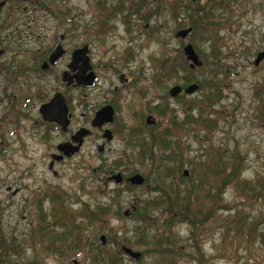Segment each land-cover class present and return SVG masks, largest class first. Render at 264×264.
I'll use <instances>...</instances> for the list:
<instances>
[{"label": "rangeland", "instance_id": "obj_1", "mask_svg": "<svg viewBox=\"0 0 264 264\" xmlns=\"http://www.w3.org/2000/svg\"><path fill=\"white\" fill-rule=\"evenodd\" d=\"M32 1L25 0L20 4L14 28L34 30L37 25L41 28L45 25L44 33L50 41L59 26L63 25L59 31L67 34L68 48L90 45L91 56L100 69L99 86L90 91H69L67 98L76 114L72 130L83 122V113L87 116L85 122L91 121L95 115L94 107L111 96L110 90L118 82L112 79L110 68L126 67V77L133 79V84L126 87V103L119 105L115 122L110 128L114 139L107 143L100 133L86 141L75 160L56 164L53 171L49 170V153L64 137L53 134L54 127L44 129L34 125L40 118V101L34 107L24 109L26 111L15 112L10 111L9 103L0 104V235L5 243L13 244L12 250H20L21 255L13 260L14 264H34V260L38 264H109L107 258H100L98 254L94 259H85L82 254H59L55 251L60 248L57 245H50L55 253L35 246L43 240V226L51 228L54 225L50 233L56 235L64 232L63 226L58 224L72 226V223L81 225L80 231L87 236L88 247H99V251L102 247L110 254L120 252V262L114 264L151 262V258L136 261L122 252L121 243H109L107 230L101 232L106 237L104 245L102 236H97V230L86 227L82 219L83 211L99 204H117L125 213L132 208L135 200L146 201L155 189H162L165 182L180 184L184 171L191 175L187 166L182 173L173 171L170 166L157 177H151L143 168L138 161V152L128 147L126 137L130 130L142 140H145L142 137L152 138L153 130L146 126L148 116L157 120L156 132L170 129L172 142L179 143L175 147L178 155L182 153L184 158L194 159L207 154L202 149L205 146H199V142H206L210 147L214 144L237 150L243 158L245 177L249 180L257 174H264V118L257 103L264 83V61L259 67L254 65L259 54L264 52V0H230L217 14L215 23L218 27H204L198 32L193 30L188 40L176 38L177 30L189 29H179V25L175 24L177 15L174 12L178 0H126V25L125 0H35L39 5L33 6ZM25 7L29 12L24 11ZM190 43L203 62L209 63L214 54L225 62L222 66L226 68V74H221L222 82L215 84H221L224 89L219 90V98L210 101L213 106H205V100L210 96L209 88L192 96L184 94L177 100L169 95L170 89L177 84L182 85L186 78L203 75L200 71H183L189 69L184 48ZM38 48L37 43H30L22 50ZM28 59L25 54L20 58L26 62ZM68 63H63L62 69ZM178 67L184 69L170 71ZM42 81L39 84L45 90H51L56 85L52 77ZM195 107L210 122L212 131L206 132L205 124L196 125L195 122L186 126L185 119L197 116ZM156 109L166 110L165 115L160 116ZM174 118L178 128L172 126ZM11 120L14 126L9 130L8 122ZM88 128L92 129L90 123ZM15 130L17 134L9 137V132ZM42 130L44 134H41ZM47 133L49 137H43ZM102 145H106L105 150L99 152L98 146ZM156 146L157 156L161 157L164 155L160 151L161 143L157 142ZM145 164L148 165V162ZM121 172L129 175L138 173L146 179L149 176V183L141 188H129L108 180L112 174ZM45 189L49 191L46 201L33 203L37 201L33 197ZM156 196L155 193L153 197ZM218 203L228 208L229 212L219 207L204 227H191L179 221L175 224L173 231L179 246L176 264H200L199 261L201 264H264V245L258 237L255 235L253 239H248L244 231H235L225 226L222 220L223 216H233L238 212L249 217L260 213L264 215V209L259 203L253 204L243 198L233 188L225 190ZM210 204L206 202L205 209ZM164 209L166 206L157 212L158 226L167 220V216H160ZM135 224L130 216L126 220L111 219L106 227L118 232L119 238L126 231V238L134 239L138 237L133 233ZM127 248L140 253L148 249L135 243ZM183 254L185 257H182ZM153 261L158 262V258ZM0 264L6 263L0 261Z\"/></svg>", "mask_w": 264, "mask_h": 264}, {"label": "trees", "instance_id": "obj_2", "mask_svg": "<svg viewBox=\"0 0 264 264\" xmlns=\"http://www.w3.org/2000/svg\"><path fill=\"white\" fill-rule=\"evenodd\" d=\"M230 0H178L177 8L174 12L177 15V23L179 29L187 27L192 28L194 32H198L204 27H218L215 21L217 20V14ZM203 62V61H202ZM225 62L214 54L210 57V62H203V67L196 70L185 69V72H203L200 77L186 78V83H195L200 86L202 91L205 88H209L210 96L205 100V106L212 105L210 101L212 99L219 98L221 96L220 89L223 91L224 87L219 84L216 86V82H222L221 74H226V71L222 65ZM167 65V61L164 62V66ZM178 69H184L178 67L177 69H171L170 71H176ZM214 87V88H213ZM218 91L216 92V88ZM262 90H259L257 103L261 107L259 111L264 118V83L261 85ZM198 91V92H199ZM207 92V94H208ZM214 105V104H213ZM212 105V106H213ZM198 113L197 116H193L185 119V124L188 126L194 122L196 125H204L206 132L212 131L210 122L206 117L202 115L199 108L195 107ZM157 113L160 116L165 115L166 110H158ZM200 114V115H199ZM200 118L197 123L196 118ZM204 118H203V117ZM177 127V120H172V126ZM148 127V126H147ZM153 130L154 134L152 138L142 137V140L138 134L131 132L127 133L126 142L128 147L135 149L138 152V161L141 163L145 170H148L149 175L152 177L159 176L166 168L175 172L182 173L187 166L191 169V175L189 178H184L182 175L181 183L175 185L173 182H165L162 189H155L154 194L150 196L146 201L140 202L136 210L131 211V220L136 222L133 233L138 237L126 238V231L122 233L123 237H118V232L110 227H106L108 221L126 220L123 209L117 204H99L96 207H90L82 212L85 221V225L88 228L96 229L97 236L101 235L102 231L107 230V238L109 243H121L122 247H129L132 243H135L139 247H145L142 253V258H151V262L147 264H176L178 261V239L174 234L173 228L175 224L183 222L191 227H204L210 219L214 217V213L219 210L229 212L228 208L219 206V197L221 194L229 189H235L238 194L243 198L250 200L264 209V174H257L254 179L249 180L245 177V164L241 154L237 150H230L224 148V146L210 147L206 142H199V146H205L202 149L207 153L202 156L191 159L184 158L182 153L178 155L175 147L179 146V143H173V138L169 132L170 129H163L156 132V126L149 128ZM132 135V136H131ZM157 142L161 143V150L164 155L157 156ZM175 145V146H174ZM175 149V150H174ZM176 153V155L170 154ZM161 158V159H158ZM148 162V165L145 163ZM134 174V173H133ZM136 174V173H135ZM149 176L147 177L146 184L149 183ZM211 203L209 208L205 209V203ZM249 202V201H248ZM162 206H166V209L162 211L160 216L163 218L167 216V220L163 222L161 226H158V211ZM42 214V213H41ZM244 213L238 212L236 215L223 216L222 220L225 226L233 228V230L240 229L244 231L243 234L248 239H253L256 235L264 245V215L262 213L254 217L248 215L242 216ZM63 231L58 234L50 233L53 229L48 226H43L41 238L42 242L35 246H40L45 251H50L59 254H82L85 259H94L98 254L100 258L106 259L109 264L119 263V253L110 254L109 251L104 250L102 247H88V238L86 235L81 234V225L72 226L69 224L61 225ZM95 226V227H94ZM1 234V232H0ZM102 236V235H101ZM127 239V241H126ZM50 245H57L60 248L58 250H52ZM14 248L12 243H5L1 239L0 235V261L6 264H14L13 260L19 257L20 250H12ZM122 248V252H123ZM70 253V254H69ZM181 257V254H178ZM201 256V253H200ZM37 257V256H35ZM182 257H185L183 254ZM141 258V259H142ZM158 258V262L153 259ZM101 260V259H100ZM201 260V259H200ZM34 264H38L37 260H34ZM201 264V261H199Z\"/></svg>", "mask_w": 264, "mask_h": 264}, {"label": "flooded vegetation", "instance_id": "obj_3", "mask_svg": "<svg viewBox=\"0 0 264 264\" xmlns=\"http://www.w3.org/2000/svg\"><path fill=\"white\" fill-rule=\"evenodd\" d=\"M25 0H0V93L2 95L0 99V104L3 106L5 103H9L8 107L10 108V111H26L24 109H29L30 107H34L36 102L38 100L41 103V106L39 108L38 114L40 118L34 122L35 126H38L39 128H48V127H54L55 132L53 134L57 135L60 134L64 137V140L58 143L53 147V152L49 153V159H50V166L49 170L53 171L56 164H66L68 161L75 160L82 152L83 147L85 146L86 141L89 139H92L94 137H97L102 133V139H105L104 135L107 130H110L111 127H113V124L104 125L101 128H93L92 124L94 121V118L96 116V113L102 110L106 107H112L115 111V118L117 109L119 108V105H123L126 103V87H129L133 84V79L126 77V72L124 66L120 67H112L110 68V72H112L113 75H111L112 79H117L118 84H114V87L110 90V97L109 99H105L103 103H101L100 106H95V115L91 121H86L87 116L85 113L82 114L81 119L83 122L81 125L76 129L72 130V122L74 118H76L75 112L72 111L70 107L69 100L67 98L69 91H90L94 89L95 87L100 85L101 82V76H100V69L98 64L95 62L94 58L91 56V46L88 44H84L83 46H74L72 49H69L67 46V34L66 33H60L59 30L63 29V25H60L57 31L55 32V36L52 37V40H48L47 36H45V25L39 27L38 25L34 30L32 28H27L25 30H19L17 28H14V23L16 21V15L20 11V4L24 3ZM29 1V0H27ZM38 1V0H37ZM58 2H63V0H57ZM33 5H39V2L36 3L35 0L31 2ZM25 12H29L27 7L24 9ZM124 23L126 25V0L124 3ZM178 24V23H175ZM177 26V25H176ZM38 28V29H37ZM39 32H36V30H39ZM180 30H177L176 38L178 39V33ZM40 33V34H39ZM190 36V35H189ZM188 36V38H189ZM185 39V40H188ZM48 40V42H46ZM34 44L37 43L39 45V48L37 50H22V48L25 46L27 47V44ZM85 47H88V53L87 58L90 61L91 71L89 73H93L95 76V82L93 87H86L82 86L77 81V76L79 73L81 74V67L82 63H78L74 66L73 71L71 69V66L73 64V56L74 54ZM20 49V50H19ZM20 54L27 55L28 61H21ZM55 54H60L57 60L54 63H51V58ZM66 61H69L68 65H65V67L62 69V64ZM112 63V62H111ZM69 74V77L73 79V83L70 85L65 81L66 75ZM53 78V82H55V87L53 89L45 90L42 85L39 83H42V79L44 78ZM183 84H177L173 86L170 91L176 87L181 86L183 89V92L181 95H179L176 98H171L177 100L181 96L185 94V89L193 84V83H186L183 80ZM57 95H61L69 108V114L71 115L70 119V125L66 130H63L62 127H60L57 123L54 122H47L42 118V115L40 113L41 107L49 104ZM186 95V94H185ZM188 96V95H186ZM152 117V116H148ZM13 118V117H12ZM147 118V119H148ZM146 119V126L149 128H153L157 126V120L152 117V121H155L153 124H149L148 120ZM9 124V130L14 126L12 124V120ZM88 123H90L91 128H88ZM109 127V128H108ZM82 129H88L91 131V133L84 138L83 145L78 153L71 154L70 156L65 155L64 152H62L61 148L65 145L73 144L72 146H77L78 144L73 142V137ZM113 134V131L110 130ZM40 132V131H39ZM45 132H47L45 130ZM17 134L16 130L15 132H9L10 136H15ZM41 134H44V131L42 130ZM40 134V135H41ZM48 134V133H47ZM52 135V134H51ZM43 137H49L48 135H44ZM114 139V135H113ZM112 139V140H113ZM107 143H110L111 141H108L105 139ZM106 145L98 146L99 152H103L105 150ZM66 150H71L69 146H66ZM63 156V159L59 160L60 157ZM52 166V167H51ZM55 173V171H54ZM122 175L123 182L119 185H126L129 188H141L137 186H132L127 182V180L134 176L136 174H128L126 172H121L117 174H112L108 180L111 182H114L111 180V178L114 175ZM56 175V173H55ZM143 176V175H142ZM184 176V172H183ZM146 179L145 176H143ZM115 183V182H114ZM116 184V183H115ZM117 185V184H116ZM41 191V190H39ZM49 191L47 189L42 190L40 195H36L33 198H37V201H33V203H37L38 201L40 203L45 202L47 199ZM17 194V192L15 193ZM138 199L133 202L132 208L129 209L130 216L131 211L136 210L137 205L142 202L143 200ZM39 204V203H37ZM127 212V211H126ZM125 212V213H126ZM129 216V217H130ZM128 218V217H126Z\"/></svg>", "mask_w": 264, "mask_h": 264}, {"label": "water", "instance_id": "obj_4", "mask_svg": "<svg viewBox=\"0 0 264 264\" xmlns=\"http://www.w3.org/2000/svg\"><path fill=\"white\" fill-rule=\"evenodd\" d=\"M193 29H187L182 30L178 33V38L180 39H187L188 36L192 33ZM88 53V47H85L83 49L78 50L74 56H73V64L71 66V69L74 70V66L78 63H82L81 67V74L76 77L77 81L80 85L86 86V87H93L95 82V76L93 73H89L91 71L90 61L87 58ZM60 54H55L51 58V63H54ZM184 55L187 58V61L190 63V69L195 70L197 68L203 67V62L200 60V57L198 53L196 52L194 46L192 44H188L184 48ZM264 61V52L260 53L257 57L254 65L256 67H259L260 64ZM65 81L70 85L73 83V79L69 77V74L66 75ZM200 87L197 84H191L185 89V94L188 96H192L195 93L199 91ZM183 92V89L181 86H176L170 91V95L173 98L178 97ZM40 113L42 115V118L47 122H54L57 123L60 127H62L63 130H66L68 126L70 125V119L71 115L69 114V108L65 102V99L61 95H57L49 104H46L41 107ZM152 117H149L148 123L153 124L155 121L151 120ZM115 121V111L112 107H106L100 110L96 113V116L93 121V128H101L104 125L112 124ZM91 133L88 129H82L79 131L74 137L73 142L78 144L77 146H72L73 144L65 145L61 148L62 152H64L65 155L70 156L71 154L78 153L83 145L84 138L88 136ZM105 139L108 141H112L113 134L110 130H107L104 135ZM66 146H69L71 150H66ZM63 159V156L59 158V160ZM52 167V166H51ZM190 174L188 171H184V176L188 177ZM112 181H114L117 185L121 184L123 182L122 175H114L111 178ZM127 182L131 184L132 186L141 187L145 184L146 180L141 174L134 175L130 177ZM126 217L130 216V211H127L125 213ZM102 243L106 244V237H101ZM123 251L131 258H133L136 261H139L142 258V254L140 252H135L130 248H123Z\"/></svg>", "mask_w": 264, "mask_h": 264}]
</instances>
